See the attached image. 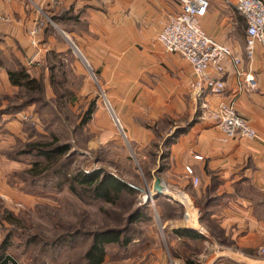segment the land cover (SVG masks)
<instances>
[{"label": "crops", "instance_id": "1", "mask_svg": "<svg viewBox=\"0 0 264 264\" xmlns=\"http://www.w3.org/2000/svg\"><path fill=\"white\" fill-rule=\"evenodd\" d=\"M60 1L65 12L58 22L82 27L51 31L60 32L64 39L78 44L83 60L99 74V80L112 97L121 98L128 106L122 113L127 115L129 141L145 147L154 137L147 126L159 121L173 123L174 137L167 147L160 178L170 192H185L201 214L193 222L184 217L162 216L163 239L153 249L154 254L130 261L133 264H187L188 260L194 264H264L261 254L264 248V49L257 48L251 64L258 82L256 90L238 92L234 71L227 62L225 91L207 92L195 101L190 99L194 81L191 66L180 55L165 52L157 40L168 16L181 11L180 0ZM209 2L208 13L201 23L203 29L243 57L244 67L249 69L245 55L246 29L244 44L233 43L227 37L231 11L239 14L247 28L244 17L228 0ZM47 5L49 0H0V96L17 92L18 87L11 84L8 72L27 63L34 50L28 30L39 19L40 8L43 10ZM217 13L222 14L223 20H215ZM52 33L46 30L40 37L45 41L43 48L49 47V56L65 49L55 44ZM65 45L69 46L67 41ZM28 72L32 77L40 75L38 68ZM222 101H235L238 113L249 121L263 142L223 136L213 117ZM141 121L150 123L145 125ZM17 127L15 118L4 115L2 130L17 132ZM10 141L11 137L4 135L0 143ZM195 156H201L202 160ZM187 166L198 178L197 185L187 174ZM0 193L5 202L12 199L31 202L28 196L11 188L6 178H0ZM176 207L182 208L178 204ZM1 228L0 225V240ZM176 230H183L184 235H178ZM6 255L10 253L0 250L1 260Z\"/></svg>", "mask_w": 264, "mask_h": 264}, {"label": "rangeland", "instance_id": "2", "mask_svg": "<svg viewBox=\"0 0 264 264\" xmlns=\"http://www.w3.org/2000/svg\"><path fill=\"white\" fill-rule=\"evenodd\" d=\"M49 4L47 8L43 6V10H39V20L43 22L39 36L42 52L34 66L27 63L24 65L27 71L34 68L40 70L39 77L35 78H40L43 83V101L30 100L37 94L20 89L16 93L0 96V124L4 115H10L18 122L17 132L6 133L0 128V142L4 135L11 137L9 143H0V178H6L11 188L31 200L27 203L14 199L5 202L0 193V246L8 237V247L4 251L10 253L4 257L5 263L81 264L90 241L81 239L71 245L64 240L57 247L51 244L58 237L76 231L92 233L108 228H123L130 213L141 207L147 218L133 227L135 239L127 247L120 244L108 245L104 262L133 264L130 259L134 257L142 258L144 254L149 257L154 254L153 249L163 239L161 217L165 212L172 214L175 219L186 218V213L197 218L201 215L195 204L191 207L194 212L190 207L187 210V207L164 196L153 199L154 202H144L147 194L152 193L156 178L161 177L165 168L167 147L174 137L171 131L173 123L159 121L153 126H147L154 137L145 147L136 146L129 141L126 135L127 115L122 113L128 106L121 102V98L112 97L104 82L99 80V74L94 73L92 66L83 60L78 44L69 40L66 37L68 35H64L67 40L60 32L54 34L51 31L53 28H57V31H70L82 26L56 21L55 18L60 13L64 15L62 3L60 0H49ZM217 14L215 20H223L222 14ZM230 17L231 28L227 37L233 43L244 44L246 27L242 18L234 11H231ZM46 30L54 35L55 44L64 46L61 53L54 52L49 56V47L43 48L45 41L40 37ZM65 41L68 42V47ZM29 42L31 44L30 38ZM52 73L54 84L51 81ZM201 97L197 98L190 87V99L199 101ZM223 102L228 101L220 104ZM9 110L12 111L9 113ZM91 110V118L84 124ZM114 116L120 119L125 130L122 125L121 128L115 124ZM141 123L148 125L150 122ZM170 131V137H167ZM53 137L59 138L60 145L72 147L71 152L60 159H65L66 166L63 170H66L67 176L54 174V170L60 166L57 167L58 163L54 165V169L47 170L45 160L38 159L35 152L27 153L28 146L39 142L50 143ZM66 158H69L68 161ZM98 169L118 176L139 192L134 195L124 193L120 201L111 204L85 197L80 188L81 195L71 190V174L80 170L88 172ZM167 194L170 195V191ZM3 204L10 205L5 207ZM160 204H173L175 207L178 204L182 208L176 207L179 212L170 213L169 208H162Z\"/></svg>", "mask_w": 264, "mask_h": 264}, {"label": "built area", "instance_id": "3", "mask_svg": "<svg viewBox=\"0 0 264 264\" xmlns=\"http://www.w3.org/2000/svg\"><path fill=\"white\" fill-rule=\"evenodd\" d=\"M228 2L246 21L245 55L249 61V69L244 67L243 57L235 54L227 44L210 36L203 29L201 23L208 13L209 0H180L181 11L178 14L168 16L158 35V42L165 52L182 56L191 66L194 75L191 90L197 98L207 92L221 94L225 91L224 75L227 71V62L230 63L234 71L238 92L244 90L254 91L258 86L251 64L257 48L264 49V0H228ZM42 24L43 22L38 19L28 31L31 46L34 49L27 60L29 66L36 64L37 58L42 52L39 41ZM211 71L214 73H211ZM213 117L217 121L219 131L227 139L240 138L263 142L261 136L249 121L238 114L234 101L221 103ZM114 121L122 128L118 117L114 116ZM194 158L202 160L201 156H195ZM186 171L193 184L197 185L198 178L194 176L192 168L187 166ZM262 191L264 192V187ZM169 196L171 197L169 200L182 204L187 207V210L189 207L190 210H194V208H191L192 201L185 192H170ZM186 219L193 222L198 218L186 213ZM261 254L264 257V248L261 249ZM5 261L6 259L3 258L0 260V264H7Z\"/></svg>", "mask_w": 264, "mask_h": 264}, {"label": "trees", "instance_id": "4", "mask_svg": "<svg viewBox=\"0 0 264 264\" xmlns=\"http://www.w3.org/2000/svg\"><path fill=\"white\" fill-rule=\"evenodd\" d=\"M63 14H59L56 21H58V17H62ZM51 72H53V68L51 67ZM9 79L11 84L15 87H18L20 90H26L27 92H34L37 96L32 97L30 100L32 101H43L44 94V86L40 78L32 77L27 69L18 65V69L15 71H9ZM51 81L54 84V75L51 74ZM27 104V103H26ZM26 104H24L26 106ZM28 105V104H27ZM12 110H9V113ZM92 110L86 116L84 120V124H86L91 118ZM72 150V147L67 144H59V138L53 137V141L48 142H39L28 146L27 153L34 154L39 159L42 158L45 160L48 169H54L57 163V167L54 170L55 175H66V170L63 168L66 166V163L62 159L65 155H68ZM67 161L69 158H66ZM38 166V165H37ZM71 190L77 195H81L79 192V188L85 195L95 201H104L106 203H117L121 200L122 195L124 193H128L130 195L136 194L139 192L132 184L122 180L118 176L106 172L102 169L94 170V171H78L77 173L71 174ZM162 208H169L170 213L179 212L178 208L172 206L170 204H160ZM164 205V206H163ZM168 206V207H166ZM141 207H138L134 210V212L130 213L127 217L126 224L123 228H108L101 231H96L92 233H87L84 231H76L73 233H69L67 235H63L58 237L56 241H54L51 246H58L65 242L76 244L79 240L84 239V241H90V244L82 256L81 264H104L107 256V246L108 245H117L120 244L122 246H129L133 239H135L133 235V227L142 223L146 218L147 214L143 211ZM164 215H169L173 217L172 214H168L165 212ZM176 217V216H174ZM162 218V217H161ZM178 235H184L183 230H176ZM201 238V236L198 235ZM34 240V239H33ZM8 237L4 239L0 246V250L4 251L6 247H8ZM72 245V244H71ZM187 264H194L191 260H188Z\"/></svg>", "mask_w": 264, "mask_h": 264}, {"label": "water", "instance_id": "5", "mask_svg": "<svg viewBox=\"0 0 264 264\" xmlns=\"http://www.w3.org/2000/svg\"><path fill=\"white\" fill-rule=\"evenodd\" d=\"M151 195H152L153 199H158L160 196H164V197L169 198V199L171 198L169 196V194H166L164 192V186H163V182H162L161 178H156L154 185H153ZM149 202H150V199L147 198L146 203H149Z\"/></svg>", "mask_w": 264, "mask_h": 264}, {"label": "bare ground", "instance_id": "6", "mask_svg": "<svg viewBox=\"0 0 264 264\" xmlns=\"http://www.w3.org/2000/svg\"><path fill=\"white\" fill-rule=\"evenodd\" d=\"M164 192H165V193H168L169 191L166 190V189H164ZM147 198H149L150 201L154 202V200H153V198H152V195H151V192L147 194ZM147 198H146V199H147ZM144 202H146V200H145Z\"/></svg>", "mask_w": 264, "mask_h": 264}]
</instances>
